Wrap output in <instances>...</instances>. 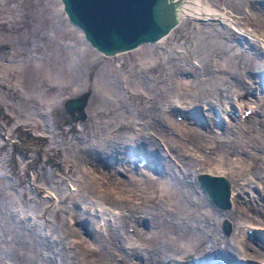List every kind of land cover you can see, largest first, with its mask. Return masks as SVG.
Wrapping results in <instances>:
<instances>
[{
    "label": "rangeland",
    "instance_id": "374dc122",
    "mask_svg": "<svg viewBox=\"0 0 264 264\" xmlns=\"http://www.w3.org/2000/svg\"><path fill=\"white\" fill-rule=\"evenodd\" d=\"M238 1L241 9L233 11L230 4L232 0H201L205 6L212 7L214 12L223 17L207 15L208 17L195 18L192 14L184 15L179 26L159 42H142V45L139 44L132 50H124L125 53L118 51L107 54L92 46L83 31L69 21L61 0H0V252L9 248L13 251L12 245L19 246V251H27V237H14L12 231L8 234L16 225L24 224L22 221L28 226H35L38 231L41 228L48 232L45 229L48 226L43 224V219L37 217L34 210V206L41 201L49 206V210H58V219L62 225L74 231L67 237L66 246L75 250L80 259L79 264H106L100 252L99 240L91 233L94 231L103 234L108 231L109 223L118 216L128 214L131 207L140 219L147 214L142 211L158 201L167 210H174L178 200L171 167L167 170L166 167L158 166L155 161L149 162L146 168L140 165L145 172L152 175L154 182L146 184L139 180L138 185L120 187L99 179V175L92 170V166H95V155L87 153V149L99 146V142L103 140L102 144L113 141L117 148H121L118 157L108 159L105 156L103 163L108 167L111 161L116 160L115 167L112 166L110 172L125 177V173L123 175L119 172L118 166L127 162L121 161L125 158V147L135 149L138 157L144 156V150L135 141L137 133L150 138L156 136L155 139L160 140L154 130L141 128V125L146 116H151L150 111L146 110L150 102L148 99L155 93L154 88L164 90L166 85L163 84L172 86L174 90L164 93L158 99V109L171 115L173 120L185 121L189 128L196 124L202 128L205 123L219 130L213 122L214 117L216 121L220 119L219 122L234 126L238 122L236 119L241 117L243 107L252 108L255 113L260 110L255 99L257 95L264 96V92L256 71L261 68L264 72V27L261 29L258 25V17L251 9L253 2L251 4V0ZM252 1L259 8L264 7V0ZM205 38L215 40V44L207 48L205 53L206 60L212 62L210 65L213 71L222 73L229 68L245 76L244 85L249 88L244 86L245 89L240 92H230L229 99L233 104L227 97L226 89L229 84L214 89L210 73L203 71L202 66L200 67L201 61L194 55V50L200 43L198 41ZM137 80L149 82L151 87L139 84ZM89 83L99 86L102 92L111 91L110 88L119 84V87L123 85L128 89L110 110L103 106L91 117H74L66 109L65 101L74 97V90H78L79 95L82 94ZM134 86H138V90ZM89 102L85 103L82 112L89 114L95 109L97 100ZM115 109L119 111L118 114H122L120 117L116 114L118 111L114 113ZM193 109L199 113L200 110L205 111L208 116L179 117L184 110L188 114ZM236 111L239 113L236 114ZM130 113L134 116H128ZM125 114L127 118L124 117ZM258 114L264 116V112ZM117 118L121 123L117 122ZM105 119H111L113 124L107 132L102 130ZM179 137L183 140L188 138L183 134ZM177 145L175 142V147ZM203 146L200 150L202 153L197 151L194 155L201 159L202 155L208 153L205 165L203 164V168H207L204 171L226 176L227 180L246 182L248 172L251 171L249 168H244L241 172L238 163L221 159L212 145ZM258 157L264 162V152ZM174 161L172 167L175 169L178 162L176 159ZM257 165L258 163L256 167ZM161 168L165 170L163 175L159 173ZM44 173L51 180H43ZM262 180L264 175L254 179L250 192L247 190L246 193L249 196L257 194V188L264 184ZM200 188V192L207 196L208 202L216 211L223 213L232 207L215 206L208 194L206 195L207 192L201 186ZM260 192L263 193L264 201V191ZM83 213H93L96 216L92 217L88 232L83 228ZM20 220L22 221L19 222ZM225 221L230 224L228 233L224 230ZM221 222L219 230H216L218 238L215 241V245L218 244L215 246L218 256H224L221 249L224 242L219 237H230L234 231L229 219L224 217ZM127 224L124 226V230H127L125 233L129 232L134 236L127 241L128 246L124 249L127 253L132 254L134 245L138 248H153L163 236L169 237L170 242L172 239V246L182 249L184 254H180L179 258L187 252L193 253L192 248L195 245L201 246V250L209 248L210 245L209 234L199 244V231L188 224H141L138 227L139 235L135 234L134 227L137 224ZM205 255L200 253L197 257L192 254L191 258L194 256L197 261L188 259L186 264L211 260ZM120 257L124 258L121 250L113 256L112 261L121 262ZM131 258L140 260L137 255H131ZM185 260L184 258L183 262ZM219 261L216 264H224ZM250 261L257 264L260 260ZM16 262L15 259L7 262L5 257L0 258V264Z\"/></svg>",
    "mask_w": 264,
    "mask_h": 264
},
{
    "label": "bare ground",
    "instance_id": "6f19581e",
    "mask_svg": "<svg viewBox=\"0 0 264 264\" xmlns=\"http://www.w3.org/2000/svg\"><path fill=\"white\" fill-rule=\"evenodd\" d=\"M175 1L176 4H173L171 8L172 10L171 14L174 16L176 23L174 24V27L170 29V32L166 33V35L161 36V38L156 39V41L158 42L161 39L166 38V36H169L170 33H172L171 31L175 29V27L179 26V23L184 15L192 14L191 16H194L195 18L208 17L207 15L215 16V17L217 16L223 17L218 12L217 13L214 12L212 10L213 9L212 7L207 5L205 6L203 4L204 2L202 3L201 0H175ZM238 2H239L238 0L235 1L232 0V2H230V4H232L231 6L233 11H235L236 9H241L240 4ZM251 2H253V4ZM250 3L252 4V8H251L253 9L252 11L254 12L255 16L258 17V21H259L258 25L262 29L264 27V7L259 8L256 2L252 0L250 1ZM248 12H250V9ZM213 38H215V36ZM156 41H152V42L154 43ZM214 41L213 39L208 40L206 38L205 40L198 41L200 43L196 46L194 50L195 52L194 55L198 57L199 60L201 61L200 67L202 66L203 71H207L206 73L208 72L210 73L212 77L211 84L214 89H218L224 84H229L228 88L226 89V91L228 92L227 97L229 102L233 104L234 102L231 101V99H229V96L231 95L230 92H233L234 94L235 91L240 92V90H243L244 86L246 89H248L249 86L247 87L246 85H244L245 76H243L244 74L242 75L241 72H236L234 70L232 71L228 68V69H224L222 73H216L211 69L212 67L210 64L212 62H210V60H206L205 53H207L206 52L207 48L211 47L212 44H215ZM118 51H122V50H118ZM118 51L114 53H117ZM256 73H257L256 75L259 76L261 79L259 83L261 84V87L264 92V74H263L264 72L261 68H259V70H257ZM138 82L139 84H144L146 86H149V88L151 87L149 82L147 83L144 82L143 80H139ZM119 85L117 87L113 86L114 88L113 87L110 88L111 91L108 90L109 92L107 90L102 92V90L101 91L99 90V86L98 87L96 86L97 87L96 88L93 83H89L88 86L85 87V91H83V93L80 94L84 99L83 102L84 104L80 107V109L78 110L76 109V111L77 112L82 111L85 103H90L89 101L90 100L94 101V99L97 100L95 105L96 107L94 110L91 111L92 113L88 114L86 112L81 115L80 113L77 114L82 117H91L92 115H95L98 112L97 110H99L100 107L103 106L104 107L106 106V108L109 107L108 109L110 110V108H112L115 105V102L123 98L122 95L124 91L128 89L126 88V86L122 85V87H119ZM163 85H166L164 90L158 89L159 87L154 88L155 93L153 92L150 99H148L150 102L149 103L146 102L148 103L146 110L148 109L150 111L149 115L151 116L150 117L146 116L143 125H141V128H145V129L149 128L148 130L151 129L154 130L155 133L159 135V139L163 141L161 142L160 140L155 139L156 136L150 138L146 136L144 137L138 133H137V139H135V141L138 144V146H140L142 151L144 150L143 157L145 158L146 161H145V165L142 164L143 168L145 166H149L148 164L149 162L151 163V161H155V163H157L158 166L166 167L167 170H169V168L171 167L170 169L174 171V174L172 173L171 176L173 177V181H174L173 185L175 186L174 191H175V195H177L178 202L174 210L173 209L167 210L165 206L164 207L162 206L163 203L159 201L155 202L153 205H150V207L147 208L145 211H142L147 213L142 219L138 217V215L135 213L134 208L131 207L128 211V214L126 213L125 215L123 214L120 217L118 216L116 217L115 221H112V223L110 222L109 226L107 225L108 231H105L103 234L95 233L92 230L93 232L91 234H93V236L95 235V237L98 238L99 240L100 252L102 253V256L105 258L106 264H186L188 259H190L191 261L193 260V262H196L197 260H194L195 257L193 256L192 259L191 256L192 254H195V256L198 257L200 253L201 254L205 253L206 254L205 256H209L208 259L211 260L209 261L200 260L198 264H216L218 263V260H220L219 262L221 263L224 262V264H246V263L253 264L254 262H251L250 260H260L258 261L257 264H260V262H264V242L263 240H261L262 237L264 238V230H263L264 201H262L263 193L260 194L261 193L260 191L262 192L264 191V184L262 187L257 188V192L259 193V194L257 193L258 195L250 194L249 196V194L246 193L247 190L250 192V186L253 184L254 179L257 180L260 178V176L264 175V162H261L260 158L258 157L261 152H264V116L261 117L258 114L264 112L263 94L259 96L257 95L255 99L256 104L258 105V108L260 110L256 111L255 113L251 108L250 110L252 114L250 113L245 114L246 109H244L243 107L241 110L242 111V114L240 115L241 117H238V119H236L238 122H236L234 126L227 125L225 123L223 124L222 122H219L220 119L216 121L214 117L213 122L215 126L219 128V130H216V128L213 127L211 128L210 124H205V123L202 126V128L197 127L198 126L197 124L195 125V127L190 126L189 128V126L187 127L185 125V121H180V120L177 121L176 119L173 120L171 118V115H168L167 113L163 112L162 109H158L156 105L158 99L162 98L164 93L171 92L174 90V88L170 85L167 84H163ZM137 87L134 86V88ZM96 89L98 91H96ZM73 93L75 94L74 97H77V95H79L78 90H74ZM96 94L97 95L99 94V96H96ZM76 111H74V113ZM116 111L118 110L115 109L114 113ZM130 112L134 114V112L131 109ZM183 112H185V110ZM204 112L205 111L202 112L200 110L199 113V111L197 112L196 110L193 109V111L192 110L189 111L190 114L189 116L190 117L202 116L204 118L205 116H208V114ZM118 113L119 111L116 114L120 117L122 114L121 113L118 114ZM133 114L130 113L128 116ZM124 117H126V114L124 115ZM105 120L106 121H104V124H102L103 125L102 130L107 132L111 130L113 124L111 119H105ZM203 120L204 119H202V121ZM117 122H120L119 119L117 120ZM182 134L184 136H188V138L186 140L180 139L179 136H181ZM103 141L99 142V146L87 149V153L91 152V155H95L93 159L95 160L94 163L95 166L94 167L92 166V170H94V172H96L99 175V179L101 178L104 181L106 180L107 183L115 184L117 186L119 185L120 187L123 186L125 187L127 185L130 186L138 185L139 180L145 182L146 184L147 183L152 184V182H154V178L152 177V175H150L147 171L145 172V170H143L142 167H140V165L137 164L136 160L134 161V158L137 155L136 150L135 149L131 150L129 149V147H125V150L123 149L124 150L123 152H124V156L128 155L130 156V159H126L127 162H125V165L122 164L118 165L120 168L119 172L122 173L123 175L125 173V177L116 175V173L112 171L110 172L111 167L112 166L115 167L116 160L111 161L110 162L111 164L109 163L110 164L109 165L110 168H109V166L107 167V164L103 163L104 160L103 157L108 156V159H110V157L115 158V156L119 154L118 152L120 151L121 148H117L115 143H113V141H108L102 144ZM175 142H177L178 144L176 147H175ZM206 144L209 146L212 145L211 147L214 148V151L217 152L218 156L221 159L229 160L235 164L238 163L241 172L243 171L244 168H246V170L248 168L251 170V171L249 170L250 171L248 172L249 176L246 177L247 179L246 182L244 183L236 182L235 180L234 181L229 180V185H230L229 200L232 207L233 206L234 207L233 208L229 207L228 210H226L223 213L216 211L217 209L215 210L212 204L208 202L206 198L207 196L205 197V194L200 192L201 191L200 186L202 188L203 186L202 183H200V180H199L200 186L198 183V179H200L199 173H202L206 168V167L203 168V164L207 159L206 157L208 153L207 155L201 154L202 155L201 159L197 158L194 154L197 151H200L202 146ZM200 152L202 153V151ZM174 159H176V161L178 162V164H176L177 168L175 169L172 167V165L175 163ZM257 163L258 165L256 167ZM196 164H200V165L198 166ZM159 171L161 175L165 173V170H163L162 168ZM136 174L140 175V177H138ZM44 179L46 181L51 180L46 173L43 174V180ZM140 183H141L140 185H142V182ZM207 194L208 193H206V195ZM211 202L216 206L214 201ZM43 203H44L43 201L37 203V205L34 206V210L36 211L37 217L40 216L41 219H43V224H45V226H48V228L45 229L48 232L49 231L50 232L46 233L45 231H43V229L41 230V228H39L38 231L35 229V226L32 225L28 226V224H26L25 221L23 222L22 220H20L19 222L22 221V223L24 224H19V226L16 225V228H14V230H10L8 234H10L12 231L14 237L16 236L27 237L26 240H29V242L26 243L27 246L25 248L27 251H19V246L16 247L12 245L14 247L12 248L13 251L10 248L2 249V251L0 252V258L5 257L7 262L15 259V261H17L15 264H79L80 259H78L79 256L77 255L75 250H73L72 248L70 249L68 245L66 246L67 237H69L70 234H73L74 231L71 228H66L62 225V223L58 219V216L60 215L58 210L55 209L49 210L48 209L49 206H46ZM82 215L84 216L82 219L83 228L86 230V232H88L90 231L89 223L92 221V217H94L95 214L83 213ZM224 217L231 221L230 223L233 225L234 231L232 230L233 231L232 235L229 233L231 235L230 237L225 238L222 235L221 237H219L224 242V245L221 248L222 251L224 252V256L223 255L218 256L216 253L217 249L215 250V246L218 245V244L215 245L216 238H218V236L216 235V230H219V226H220L219 223L221 222V219H223ZM127 222H132L137 224V226L134 227L136 229L135 234H138V227L141 224L144 225L148 224L149 226L150 225L156 226V224H158L157 226H161V225L180 226L181 223L183 225L188 224V226L196 227L197 230L199 231V234L197 236L198 237L197 242L199 244L202 243V240L206 237V234H209L210 238L208 239V241H210V245L209 248L207 247L205 250L204 249L201 250L202 249L201 246L200 248L199 246L196 247L195 245V247L192 248L193 253L187 252L183 257L179 258L180 254H184L181 252L182 249L180 250L179 248L177 249L174 246H172L171 245L172 239L170 242L169 237L163 236L158 241L156 246L153 245L154 246L153 248L152 247L149 249L140 248V247L138 248L134 245L133 247L131 246L133 248L131 251L132 254L127 253L126 250H124L125 247L128 246L126 245L127 241L128 239L134 237V236L132 237L131 234H129V232L128 234L125 233L127 230L126 231L124 230V226L125 224H127ZM224 230H226L225 225H224ZM249 230H251L252 233H250ZM78 232L80 231L78 230ZM120 250L123 251L124 254V258L120 257V260L122 261L121 262L112 261L113 256L119 253ZM131 255L134 256L137 255L140 260L137 261L132 259ZM184 258L186 260L183 262Z\"/></svg>",
    "mask_w": 264,
    "mask_h": 264
},
{
    "label": "water",
    "instance_id": "95a60500",
    "mask_svg": "<svg viewBox=\"0 0 264 264\" xmlns=\"http://www.w3.org/2000/svg\"><path fill=\"white\" fill-rule=\"evenodd\" d=\"M69 21L80 28L89 42L107 54L152 42L170 32L176 20L171 14L175 0H61ZM81 95L69 97L66 109L76 117L84 104ZM83 114L84 112H78ZM205 192L216 206L229 207L230 185L225 176L199 173ZM229 232V224L224 222Z\"/></svg>",
    "mask_w": 264,
    "mask_h": 264
}]
</instances>
